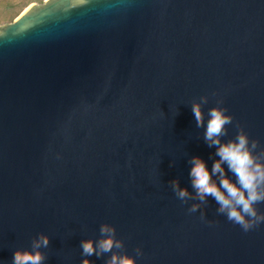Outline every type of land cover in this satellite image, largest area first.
Wrapping results in <instances>:
<instances>
[{
  "label": "water",
  "instance_id": "obj_1",
  "mask_svg": "<svg viewBox=\"0 0 264 264\" xmlns=\"http://www.w3.org/2000/svg\"><path fill=\"white\" fill-rule=\"evenodd\" d=\"M213 107L222 143L242 128L264 152V0H43L0 24V264L40 235L42 264H264V223L192 187L193 158L219 159ZM102 224L123 246L86 256Z\"/></svg>",
  "mask_w": 264,
  "mask_h": 264
},
{
  "label": "clouds",
  "instance_id": "obj_2",
  "mask_svg": "<svg viewBox=\"0 0 264 264\" xmlns=\"http://www.w3.org/2000/svg\"><path fill=\"white\" fill-rule=\"evenodd\" d=\"M203 102H207L203 98ZM220 104L222 101L219 102ZM192 111L198 126H203L204 117L199 103L193 104ZM205 140L209 146L216 147V155L219 157L212 165L211 173L206 163L200 157L193 158L190 176L192 187L201 202L206 197H212L219 205L218 214H223L229 221L239 225L244 231H248L261 223H264V212H259L256 205L264 202V163L260 157L264 152L256 154L258 141L252 139L241 128L233 139L221 142V137L227 135V126L232 124L233 117L224 107H213L208 112ZM222 164L227 165V170L235 177L233 181L225 174ZM220 174L217 184L213 181L214 174ZM176 196L186 201L189 193L181 189L178 183H174ZM198 205L193 204L189 212L195 213ZM201 218L204 214L201 213ZM100 232L103 236L98 242L92 240L82 241V250L86 256L111 252L113 248H121L122 242L115 238V227L102 224ZM48 237L40 235L32 244V249H17L14 252L13 264H42L43 254L41 247H47ZM139 249L137 255H139ZM83 264H90L85 259ZM108 264H136L135 259L129 255L119 256L113 254Z\"/></svg>",
  "mask_w": 264,
  "mask_h": 264
},
{
  "label": "trees",
  "instance_id": "obj_3",
  "mask_svg": "<svg viewBox=\"0 0 264 264\" xmlns=\"http://www.w3.org/2000/svg\"><path fill=\"white\" fill-rule=\"evenodd\" d=\"M3 4L4 7L9 8L10 10L12 9V7H14L16 4L15 0H0ZM33 1H39L42 2L43 0H22L20 2L19 8H17V10L13 13H10L9 15H6L5 17H0V21L7 19V21H11L13 20L29 3L33 2ZM8 9V10H9Z\"/></svg>",
  "mask_w": 264,
  "mask_h": 264
},
{
  "label": "rangeland",
  "instance_id": "obj_4",
  "mask_svg": "<svg viewBox=\"0 0 264 264\" xmlns=\"http://www.w3.org/2000/svg\"><path fill=\"white\" fill-rule=\"evenodd\" d=\"M21 1H22V0H15V2H16L15 4H16V5H15L14 7H12L11 10H10L9 8H7V7H4L3 4H2V2L0 1V17H3V16L5 17L6 15H9L10 13L15 12V11L17 10V8H19V5H20V2H21ZM34 2L39 3V1H33V2L29 3L27 6H29L30 4H32V3H34ZM27 6H26V7H27ZM26 7H25V8H26ZM25 8H24V9H25ZM8 9H9V10H8ZM24 9H23V10H24ZM23 10H22V11H23ZM22 11H21V12H22ZM21 12H20V13H21ZM20 13H19V14H20ZM19 14H18V15H19ZM18 15H17V16H18ZM17 16H16V17H17ZM16 17H15V18H16ZM11 21H12V20H11ZM7 22H10V21H7V19H4V20H1V21H0V24H4V23H7Z\"/></svg>",
  "mask_w": 264,
  "mask_h": 264
}]
</instances>
